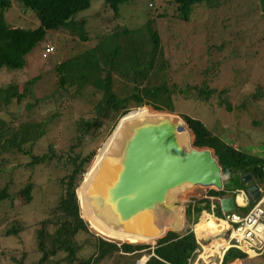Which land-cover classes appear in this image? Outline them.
I'll return each mask as SVG.
<instances>
[{"label":"rangeland","instance_id":"obj_1","mask_svg":"<svg viewBox=\"0 0 264 264\" xmlns=\"http://www.w3.org/2000/svg\"><path fill=\"white\" fill-rule=\"evenodd\" d=\"M262 1L211 0L209 4L195 5L193 13L186 21L178 15L173 0H127L119 6L118 15L106 6L104 0H91L90 7L79 12L77 17L86 19V29L94 37V43L92 40L82 42L68 32L62 31L61 35L58 32L56 34L49 32L45 39L28 54L26 67L22 71L8 72L6 68H1L0 87L15 83L20 91H23L28 80L36 76L40 79L28 86L29 92L22 102L13 100L10 104L1 106L0 116L13 129L27 123L44 122L45 134L35 143L33 153H48V146L52 145L55 146L56 153L63 158L50 160L47 164L29 166L28 163L31 161L29 156L7 153L0 155V192L7 187L9 195V198L0 200V233L14 226L27 228L28 225L36 224L43 218L51 217L50 210L64 192L65 185L62 179L71 173L73 167L66 162V155L80 153L86 156L94 150L97 154L101 148L100 162L89 181L78 190L82 202L81 217H85L86 220L83 219L90 233L108 242L120 244L123 243L122 239L127 237L125 235H129L117 233L97 219L92 213L88 194L112 140L115 136H120V128H118V133L105 142L120 119L114 114L108 118L102 116L104 126L95 135L84 137L83 143L71 150L72 145H76L75 122L81 117L95 118L97 114L95 103L99 95L93 96L88 92L86 96L76 95L70 98L64 96L62 99L66 104L60 105L54 71V66L68 58L69 54L92 48L97 41V35L100 39L104 37L101 42L102 47L112 46L116 42L121 44V39L108 36L117 25L119 28L134 30L153 18L154 22L151 25L160 34L159 44L163 53L161 60H164L167 66L165 75L168 76L170 84L176 83L180 87L189 85L201 89L203 87L201 82L207 80L210 89H216L218 93L222 92L220 97L215 95L207 102L202 98H196L195 90L189 92L192 95L190 98L177 94L173 100L172 111L161 112L178 116L182 120L183 115L200 119L213 134L223 140H231L235 147H240L248 153L261 154L264 148V41H259V36L254 35L257 31L254 30L253 20L264 15ZM150 3L152 6L149 5ZM5 19L13 26L24 28H35L39 24L35 12L24 9L17 2H14L5 13ZM130 39L134 38L130 37ZM46 43L53 45L54 52L43 58L42 51ZM115 83V90L120 97H124L129 90L128 83H124L122 79L116 80ZM220 98L232 105V111L226 110V106H219ZM136 109L138 107H132L130 111ZM144 112L146 111H138L135 114H145ZM90 165H86L84 169L88 170ZM84 174H80L79 177H84ZM27 183H32L34 186L33 198L29 203H26L21 193ZM195 188L200 189L201 192L189 196L188 199H184L186 193L180 197L183 208L181 216L186 221V228L180 234L188 230L194 231V218L191 217V220L188 217L184 218L188 200L208 194V190ZM238 192L235 193L236 199L240 195ZM215 214L217 218L222 217L219 212ZM51 230L53 231L54 228ZM137 239L142 243L136 244L144 245L145 238ZM142 239L144 241H141ZM75 240L81 248L76 255L79 259L93 254L96 238L80 232L75 236ZM210 243L211 240L208 238L206 243L202 244ZM146 250H142V256L147 254ZM23 252L29 257H20ZM120 254L109 255L103 263L134 264L135 258L129 259L130 257L126 258ZM214 256L211 257V261L217 260V255ZM39 257L33 229H24L17 235H0V264H18L15 259L17 261L22 259L24 264H32ZM231 264H264V258L236 259Z\"/></svg>","mask_w":264,"mask_h":264},{"label":"trees","instance_id":"obj_2","mask_svg":"<svg viewBox=\"0 0 264 264\" xmlns=\"http://www.w3.org/2000/svg\"><path fill=\"white\" fill-rule=\"evenodd\" d=\"M126 1L104 0L106 6H109L115 15H118L119 6ZM173 1L176 3L178 15L186 21L193 13L195 5L200 3L205 5L211 2V0ZM14 2L21 4L24 9L35 12L39 20L37 27L13 26L6 21L5 13L13 6ZM262 2V11L264 12V0ZM90 4L91 0H0V70L6 68L8 72L22 71L26 67L28 54L45 39L49 32L53 34L58 32L59 35L62 31L68 32L70 35H75L82 42L92 40V43H94V37L86 29V19L77 17L78 13L89 8ZM253 21H255L254 30L257 31V34L254 35L259 36V41H264V35H262L264 32V15L256 17ZM153 22V18L148 19L143 25L134 30L119 28L117 25L108 36L121 39V44L116 42L112 46L102 47L101 42L104 37L101 36L102 39H100L97 35V41H95L92 48L69 54L68 58L61 60L54 66L56 92L60 105L62 103L63 105L66 104L62 99L64 96L65 98L76 95L80 97L86 96L88 92H91L93 96L99 95V99L95 103L97 113L95 118L84 119L81 117L75 122L76 145H72L71 150L78 144H82L84 137L95 135L104 126V122L101 120L102 116L108 118L114 114L117 119H120L117 127L106 139L105 142H107L115 133L121 121L129 115L138 111L152 113L167 110L171 112L173 100L177 94H183L186 98H190L192 95L189 92L195 90L197 92L196 98H202L206 102L215 95L221 96L220 93L222 92L218 93L216 89L208 87L207 80L201 82L203 86L201 89L189 85L180 87L176 83L170 84L168 76L165 75L167 66L165 61L161 60L163 53L159 44L160 34L151 25ZM246 26L249 25L246 24ZM130 31L133 33H130ZM130 37L134 39H130ZM39 79L40 77L36 76L28 80L23 91H20L15 83L0 87V107L10 104L13 100L22 102L29 92L28 86L35 84ZM120 79L129 85V90L124 97H120L115 90V81ZM220 99L219 106H226V110L232 111V105L225 99ZM132 107H138V109L130 111ZM125 114L127 115L124 116ZM122 116L124 117L122 118ZM183 119L195 134L194 146L212 148L219 163L225 167L226 191L246 190L248 185L242 181V177L246 174L252 175L251 183L264 187V148L261 154L248 153L240 147H235L231 140L226 141L213 134L200 119L188 115H183ZM44 124V122L27 123L13 129L0 116V155L7 153L8 155L22 154L29 156L31 158L28 163L29 166L47 164L50 160L55 159L61 160L62 155H58L55 146L52 145L48 146V153L34 154L32 151L37 140L45 134ZM95 151L86 156H82L80 153L66 155V162L73 167L71 173L62 179L65 185L64 192L57 204L50 210L49 215L51 217L43 218L38 223L27 226L28 229L34 230L37 251L40 254L39 259L32 264H47L48 262H56L55 264H104L103 260L114 253H121L120 255L126 258L130 257L129 259L135 258L136 262L142 257V250L147 249V253H151L150 245L133 244L140 243L138 237L133 235H125L127 237L122 239L124 243L118 244L108 242L102 237L90 233L85 217H83L85 220L81 217V214L83 216L82 202L78 190L89 181L92 172L100 162L101 148L97 154ZM86 165H90L88 170L84 169ZM80 174H84V184H81L84 180L83 177H79ZM6 188L4 187L0 192V200L9 198ZM226 191L221 193L208 190V195L216 197L221 194L225 195ZM33 192L34 186L32 183H27L21 190L26 203L32 200ZM199 192H201L200 189H192L186 193L185 198ZM253 204V201H249L246 207L237 208L239 211L246 212ZM205 210H209V200L206 198L194 199L187 206L186 217L189 220H191V217L195 218L197 221L203 213L208 214ZM216 212L221 215L219 209ZM207 217L209 216H204L203 219ZM213 220L217 221L215 218ZM27 228L23 226L10 227L0 235H17ZM51 228H54V230L52 231ZM80 232H85L96 238V245L93 247L92 255L79 259L76 255L81 248L77 244L75 236ZM194 232L196 233L195 230ZM194 232L188 230L184 234H178L169 231L164 237L155 241L145 238L144 243H157L153 249L154 255L148 259L146 264H189L188 260H193L195 256L193 253L199 247ZM25 256L29 257L27 253L23 252L20 257L26 258ZM245 256L242 251L230 248L224 255L223 264H227L234 259H243ZM15 261L18 264H24L22 259H19V261L15 259Z\"/></svg>","mask_w":264,"mask_h":264},{"label":"water","instance_id":"obj_3","mask_svg":"<svg viewBox=\"0 0 264 264\" xmlns=\"http://www.w3.org/2000/svg\"><path fill=\"white\" fill-rule=\"evenodd\" d=\"M178 118L138 123L126 137L118 160L99 173L94 186L95 191L102 193L99 204L110 206L119 220L136 218L154 207L167 209L170 190L182 181H196L197 187L205 190L226 191L225 167L214 150L194 146V132L184 119ZM185 131H189L187 145L180 141ZM251 180V174L242 177L243 183L249 184L247 192L254 201L260 190ZM84 183L85 179L81 184ZM190 203L191 199L187 206ZM236 205L232 195L219 201L221 212L235 210Z\"/></svg>","mask_w":264,"mask_h":264},{"label":"bare ground","instance_id":"obj_4","mask_svg":"<svg viewBox=\"0 0 264 264\" xmlns=\"http://www.w3.org/2000/svg\"><path fill=\"white\" fill-rule=\"evenodd\" d=\"M159 112L161 111L152 112V113L144 112L145 114L134 113V116L129 115L130 117H126L121 121L118 127L120 128L119 129L120 136L117 137L114 135L118 133L117 130L113 134L115 137L112 135L114 137V139L112 140V144L106 153V157L98 171L96 178L94 179L92 185L89 187L88 190L92 213L109 229L119 233L133 235L138 238L143 237L146 239H150L152 241L164 237L169 231L181 232L185 230L186 221H184L181 216L183 208L181 206L182 200L180 197L184 193H187L188 191L195 189V187H197L196 181L194 182L182 181L176 184V186L173 187L168 194L166 200L167 209L166 208L164 209L163 207H154L145 214L143 212L136 218L131 217L129 220L126 221L121 219L119 220L118 215H116V213L111 209L110 206L105 204H103L102 206V204L101 205L99 204V202H101L100 197H102V193H100L99 190L95 191L94 186L97 181L99 173L102 172L105 167L112 165L111 163H115L116 160H118L120 156V152L123 147V143L126 140V137L132 132V129L136 125H138V123L144 121H158L160 119L174 117L169 113L165 112L166 113L165 114L164 112L161 113ZM178 120L180 121L179 118ZM188 133L189 131H185L182 132L180 135L181 138L180 141L184 145H187L189 142ZM184 199H188V198L184 197ZM212 217H209L210 218L209 221L206 222L207 225L204 228L202 238L203 239L211 238L212 241L216 242L217 240H220L222 238L223 236L222 232H224L226 228L222 223L211 219ZM207 219L208 217L201 220V222H204ZM218 220L223 221L220 219ZM194 230L197 231L196 224L194 225ZM144 260L145 258L141 259L139 264H142Z\"/></svg>","mask_w":264,"mask_h":264},{"label":"built area","instance_id":"obj_5","mask_svg":"<svg viewBox=\"0 0 264 264\" xmlns=\"http://www.w3.org/2000/svg\"><path fill=\"white\" fill-rule=\"evenodd\" d=\"M54 51V47L51 44H46L42 53L43 57H47ZM260 195L258 199L254 200L253 206L246 212L239 211L236 207L235 210L222 212L223 220L229 226L224 240L227 246L223 251H227L229 248H236L242 251L248 260L256 258H264V187H260ZM242 197L241 203L238 201L239 207H246L251 200L247 190H234ZM226 196V195H225ZM224 195L210 196L203 194L201 198H206L210 203L211 215L216 217L215 209L219 206V201ZM220 208V207H219ZM199 244V243H198ZM200 245V244H199ZM199 252V248H196L194 253ZM189 263H192V259H189ZM221 264V263H220Z\"/></svg>","mask_w":264,"mask_h":264},{"label":"crops","instance_id":"obj_6","mask_svg":"<svg viewBox=\"0 0 264 264\" xmlns=\"http://www.w3.org/2000/svg\"><path fill=\"white\" fill-rule=\"evenodd\" d=\"M237 201L239 203H241V201H242L241 195L238 196ZM204 216L211 217L212 215L203 213L197 219V222L195 221V218H194V221L196 222V230H197L196 231L197 236L195 235V237L197 239V242L200 244V247H199V252H197L195 254L191 264H220L221 261H222V256L221 255L219 256V254H220L219 250H220L221 247H226L227 243L224 240V237L222 236V238L220 240H217L216 242L212 241L211 238H210V240H211L210 244H208V245L207 244H202V243H206V240H207V239H203L202 235H203L204 228L207 225L206 222H208L209 219H210L208 217V219L206 221H204L203 224L201 225V220L203 219ZM215 219L218 222L222 223L224 225V227L226 228V230L224 232H222V235H225V232L227 231L229 226L224 221H219L217 218H215ZM185 226H186V223H185ZM194 234H195V232H194ZM199 238L201 239V241H200ZM140 243H142V242H140ZM214 255H217V260L216 261H213V260L211 261V257H213ZM231 263L232 262L227 263V264H231Z\"/></svg>","mask_w":264,"mask_h":264},{"label":"clouds","instance_id":"obj_7","mask_svg":"<svg viewBox=\"0 0 264 264\" xmlns=\"http://www.w3.org/2000/svg\"><path fill=\"white\" fill-rule=\"evenodd\" d=\"M149 5L152 6L151 3H150ZM46 44H50V43H46ZM46 44H45V45H46ZM45 45L43 46V50H44ZM51 45H52V44H51ZM52 46H53V45H52ZM53 52H54V51H53ZM42 53H43V51H42ZM43 58H46V57H43ZM83 180H84V177H83ZM82 182H83V181H82ZM247 185H249V184H247ZM257 185H258V184H257ZM258 186H259V185H258ZM260 187H261V186H260ZM247 188H248V186H247ZM247 188H246V190H247ZM261 188H262V187H261ZM233 191H234V190H233ZM233 191H226V194H225V195H226V196L232 195V196L236 199V197H235V193H234ZM222 192H223V191H222ZM222 192H221V193H222ZM221 195H222V194H221ZM225 195H224V196H225ZM226 196H225V197H226ZM194 199H197V198H193V199H191V201H193ZM250 201H253V200L251 199ZM236 203H237L236 207H239V206H238L239 204H238V202H237V199H236ZM218 206H219V205H218ZM219 207H220V206H219ZM219 207L215 209V213H216L217 209H219L220 212H221V209H220ZM206 211H207L208 214L211 215L210 203H209V210H206ZM221 214H222V212H221ZM215 215H216V214H215ZM185 217H186V216H185ZM215 218H217V217H215ZM221 218H223V216L220 217V218H218V219L221 220ZM194 223H195V221H194ZM191 231H192V230H191ZM186 232H187V231H186ZM186 232H185V233H186ZM178 234H180V232H178ZM181 234H184V233H181ZM223 237H224V236H223ZM196 240H197V239H196ZM123 243H124V242H123ZM128 243H132V242H128ZM133 244H136V243H133ZM144 244H148V245H150V246H151L150 248H151L152 251H151V253H149V254L147 253L146 255H144V256L141 257V258L145 257V260H144V262H142V264H146V262L148 261V259H149L151 256L154 255L153 249L155 248V246H156L157 243H155V244L144 243ZM199 247H200V245H199ZM199 247H198V248H199ZM223 249H224V247H221L220 250H219V251H220L219 256H220V255L222 256L221 264H223L224 255H225V253L227 252V251L224 252ZM229 249H230V248H229ZM229 249H228V250H229ZM193 254L195 255V253H193ZM141 258H140V259H141ZM244 258H246V256H245ZM140 259H138L134 264H139V263H140V262H139ZM234 260H236V259H234ZM239 260H240V259H239ZM188 261H189V260H188ZM137 262H139V263H137ZM231 262H232V261H231ZM229 263H230V262H229ZM189 264H190V263H189Z\"/></svg>","mask_w":264,"mask_h":264}]
</instances>
